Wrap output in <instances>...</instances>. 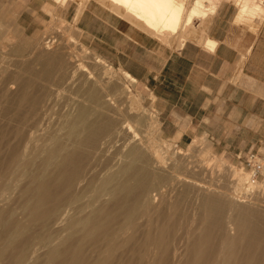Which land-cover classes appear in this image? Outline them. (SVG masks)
Instances as JSON below:
<instances>
[{
  "label": "bare ground",
  "instance_id": "1",
  "mask_svg": "<svg viewBox=\"0 0 264 264\" xmlns=\"http://www.w3.org/2000/svg\"><path fill=\"white\" fill-rule=\"evenodd\" d=\"M105 1L155 34L187 31L195 19L206 22L219 6L218 0H193L189 6L187 0ZM235 4L237 20L264 16L263 0H236ZM201 41L216 46L208 36ZM47 43L45 47L51 40ZM93 62L107 65L100 58ZM86 64L73 65L76 69L67 78L68 86H76L84 95L60 102L62 106L54 104L61 111L46 121L40 134L22 130L23 122L0 131L6 147L11 141L20 146L15 150L14 145L2 159L17 166L20 179L10 182V167L0 175V264H264V193L252 199L235 198L242 185L252 188L251 176L235 169L238 178L229 195L219 183L193 178L198 169L208 171L209 164L204 168L185 163L184 172L178 170L172 161L176 155L170 159L148 144V129L156 121L132 92L130 84L137 79L124 71V81L105 66L97 73L89 67L94 64ZM76 71H81L79 80L73 79ZM185 171L194 174L187 176ZM21 179H25L22 185ZM186 199L193 219L188 231L178 235L184 213L180 208ZM150 211L157 218L151 216L147 222L145 218L142 224L136 221ZM118 216H122L119 223Z\"/></svg>",
  "mask_w": 264,
  "mask_h": 264
},
{
  "label": "rangeland",
  "instance_id": "2",
  "mask_svg": "<svg viewBox=\"0 0 264 264\" xmlns=\"http://www.w3.org/2000/svg\"><path fill=\"white\" fill-rule=\"evenodd\" d=\"M87 1L89 0H59V4L57 7L47 4L45 7H43L46 18L38 24L33 23V26L30 28V30L26 29L25 26L18 22L20 11H22L24 8L16 6V3L11 0H5L4 3L0 4V131L3 129L8 130L9 128L12 129L19 127L18 124L23 122L24 128H22V130H24L25 132L26 130L27 132H35L36 130L37 132H35V134H40L43 131L42 129H44L48 124L47 122H51V120H53V118H55L57 114L60 113L61 109L59 108L66 103L65 101L70 100L69 98L73 99L74 97H82L84 94L82 95V92L79 91L76 86L72 87L70 84V86H68L69 81H67V78H71L70 73L76 69L73 67L77 63H91H87V66L94 64V66L89 67H93V71L97 73L100 72V69L105 66L106 69H109L108 71H110L111 74L113 73L112 75H116L120 78L123 77L122 74L124 70L122 68L114 66L113 64H109L105 61H102V63H105L107 65L101 64L100 66L102 67L94 63L93 61L99 57L92 50H90V48L85 46L82 41V32L78 27V20ZM218 1V5H222L225 2L232 4L233 7L230 8L229 13L235 15L238 9V6L235 5L236 0ZM255 1L258 2L260 0ZM71 2H75L77 3V5L70 6L69 3ZM186 2L187 6H189L190 3L193 2V0H187ZM82 5L83 7H81ZM261 18H263V15L260 17L257 16L256 18H254V20L250 18L252 19L251 21H253L254 27L251 26L252 22L250 20L244 22L243 20H237L235 18V20H232V22L235 28L241 29V32L243 34H246L245 40H249L250 38V41L252 42L256 34H258L261 23L263 22ZM204 23V21H201L199 26L196 27L195 22H193L190 26H187L189 28L187 31L186 28H183L184 30H179L180 33L178 32L177 34L166 32V34L170 36L172 48H179V42H181V39L188 40L199 38L201 40V38L207 37L206 34H204L205 31L203 30ZM34 27L37 28L33 30ZM191 29H193L192 31H194V33H192ZM188 31L189 33H187ZM236 33L239 34V32ZM241 36L242 34H240V38ZM49 40H51V45L45 47L46 45H49V43H47V41ZM242 40L243 39H239V42H242ZM43 48H45L46 50ZM61 51L63 52L61 53ZM45 52L49 53L45 54ZM69 53L73 55H71L72 59L75 56L73 60L70 58ZM45 55L50 56L47 57ZM54 55H57L56 57L58 59L56 57L54 58ZM51 56L53 57L50 58ZM61 60L64 61V65L66 63L64 67L63 64L60 65L62 63ZM70 62L72 64H70ZM67 65H69L68 68ZM65 68L67 70H65ZM55 72L56 74H54ZM77 73L79 74L77 75ZM80 74L81 71H76L73 79L79 80L78 77ZM235 75L240 79L243 76L242 70H237L235 72ZM62 76H65V78ZM122 79L125 81L124 77ZM127 83L130 84L131 82H126V84ZM63 85L65 87H63ZM130 86L133 94L136 96L138 95L137 98L138 101H141V107H144L143 109L149 112L150 116H153L155 119L154 121H156L155 124H153V127H151L150 130L148 129V136H151L148 137L149 139H151L149 140L148 144H151V147L154 146V148L160 149L161 152H164V155H167V157H169L170 159L172 158V156L176 155L172 158V161L174 160L173 162H175L176 166L178 165L177 168L180 167L178 168V170L181 169V171L184 172L183 167L186 164H190L192 162L200 164L204 168H207L206 165L211 164L210 166L208 165V171L203 168L204 170H196V175L194 174V172L190 173L185 171V173L187 172V176L194 174L195 176L193 175V178L195 177L196 179L206 181L208 184L219 183L220 186H223L226 189V191H224L225 189L223 188L222 191H224L225 194L229 193V195H232L231 192L233 191V182H235V180L238 178L237 175V177L234 175V170H241L240 172L248 173L251 176L250 179L254 181V184H252V188L246 184L242 185L243 188L239 193L241 197L235 195V198L237 197L239 199H252V196H256L259 193H264V188L259 187L261 185L264 186V117H262L261 119L259 117H255L258 116V114H255L254 116L251 115V118L249 120H243L242 118L238 117L236 118V121L234 123L224 124L223 127L217 128V133H212V130L215 129L213 127L210 128V132L202 133V129L198 130L195 127L197 123L196 120H192L191 118H179L177 115L175 116V118H164L159 108V104L156 101L152 88L148 87L143 82L138 80L137 82H132V85L130 84ZM56 88L58 89L59 93H56ZM75 90L76 92L74 93ZM25 92H27L28 94L24 98L22 94H24ZM52 93L53 95H51ZM52 98L54 99V101ZM49 100L53 103H51ZM34 101H36V103ZM60 102L62 105L60 104ZM54 104H58L61 106H54ZM56 107L58 109H56ZM51 110L55 114H53ZM240 114L245 115L243 112H235L236 116ZM45 116H48V118ZM33 121L35 122V124L33 123ZM37 121H40V123ZM44 121L47 122L45 123ZM174 123L179 126L177 132H166L168 125L176 126ZM131 124L134 126L135 122H131ZM11 129H9L8 131H10ZM151 130L155 131L154 133L152 132V135ZM168 130H171V127H169ZM135 131L137 132V129H135ZM140 133L138 134L141 137L142 134ZM198 141H200L201 143ZM5 145L6 143L0 141V150L2 152L0 154V175L1 172H3L5 169L7 170V168L10 167L9 175H12L10 178V182L15 183L17 179H20L17 173V166L11 165L7 162H3L2 159H6V156L9 153L8 151H10L11 149L15 148V150H20V146L18 144L12 143V141L10 146L6 147ZM182 161L185 162L182 163ZM36 167L37 165L33 166L32 168L36 169ZM231 167L234 169H232ZM211 169H213V171ZM203 171L207 173H204ZM217 173H219V175ZM24 182L25 179H21L19 184L22 185ZM253 186L255 187L253 188ZM188 203L189 201L187 199L184 200L182 202L183 206H181L182 208H180V213L181 210L184 213L180 215L181 218L178 216L182 224V228L178 231V235L181 232L188 231V229L191 227L190 222L193 219V211H191L192 208L191 206H188ZM186 205L188 206V208ZM151 216H155L154 218H157L156 214L150 211L148 213H145V215L140 217V219L138 218L136 221L138 223H141L146 218L144 221L147 222V220L150 219ZM118 218L119 219H117L116 221L117 223L122 220V216H118ZM117 223H114V226H116Z\"/></svg>",
  "mask_w": 264,
  "mask_h": 264
},
{
  "label": "crops",
  "instance_id": "3",
  "mask_svg": "<svg viewBox=\"0 0 264 264\" xmlns=\"http://www.w3.org/2000/svg\"><path fill=\"white\" fill-rule=\"evenodd\" d=\"M11 1L24 8L18 22L28 30L46 18L43 7L59 4L57 0ZM4 2L0 0V4ZM113 6L105 0L87 1L78 20L82 41L102 61L152 88L164 118H191L202 133L212 127V133H217V128L238 117H264V16L254 40H245L246 34L232 22L238 9L235 15L230 14L233 6L225 2L203 26L216 46L207 47L194 38L174 49L166 32H150L125 10ZM194 21L198 27L201 21ZM239 69L243 72L240 79L235 75ZM235 112L245 115L236 116ZM178 129L168 125L166 132Z\"/></svg>",
  "mask_w": 264,
  "mask_h": 264
}]
</instances>
